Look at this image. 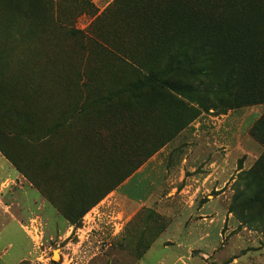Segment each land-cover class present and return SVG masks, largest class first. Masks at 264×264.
Instances as JSON below:
<instances>
[{"label":"rangeland","instance_id":"rangeland-1","mask_svg":"<svg viewBox=\"0 0 264 264\" xmlns=\"http://www.w3.org/2000/svg\"><path fill=\"white\" fill-rule=\"evenodd\" d=\"M227 1L0 0V264H264L228 212L264 153V0ZM188 39L232 109L146 82Z\"/></svg>","mask_w":264,"mask_h":264},{"label":"trees","instance_id":"trees-1","mask_svg":"<svg viewBox=\"0 0 264 264\" xmlns=\"http://www.w3.org/2000/svg\"><path fill=\"white\" fill-rule=\"evenodd\" d=\"M141 1L142 3L148 2V0ZM233 1L229 0L227 2L228 4H233ZM135 3L137 4V2ZM138 3L140 4V2ZM213 14L217 18L218 15H221V13ZM175 16L176 12L171 13L168 11L164 14V17ZM215 21L210 29L208 28V24L204 25L206 27L205 29L208 30L209 38L214 33L222 37L224 35L227 38L232 35V32L228 34L229 30L219 27ZM227 41V39H223L216 42H222L223 45ZM154 60L161 63L163 67L161 71L166 70L167 74H161V71L154 73L149 70V75L145 78L147 83H159V79H163L164 75L180 72L187 76L186 79L188 82L174 81L171 79L167 81L163 80V84L168 90L183 99L196 103L205 110L212 109L213 106L209 104L211 101L227 105L228 108L224 109H232L229 108L231 106L229 104L234 102L235 99L231 87L234 81L230 77L222 79L211 71L208 66L210 59L204 53L203 46L196 45L191 39H188L184 42H178L172 48L171 53L163 51L156 55ZM261 103L259 102L258 104ZM258 104L252 103L251 105ZM259 124L264 127V114L259 120ZM5 131L8 132L9 129L6 127ZM263 133V129L255 128L253 130V136L259 139L262 145H264ZM0 135H2L1 132ZM0 152L10 163L14 164L13 160L3 149L0 148ZM233 190L234 194L231 198L228 212L236 217L240 226L253 229L254 231H264V153L258 158L251 169L241 172L238 175L233 185Z\"/></svg>","mask_w":264,"mask_h":264},{"label":"crops","instance_id":"crops-1","mask_svg":"<svg viewBox=\"0 0 264 264\" xmlns=\"http://www.w3.org/2000/svg\"><path fill=\"white\" fill-rule=\"evenodd\" d=\"M198 237L200 238V240H204L206 242V240H207V231L204 230V233L203 234H198ZM190 242H191V240H189L188 243H186V245L184 244L185 242H183V244H181L179 246L180 247L182 246V247L190 248L192 246Z\"/></svg>","mask_w":264,"mask_h":264},{"label":"bare ground","instance_id":"bare-ground-1","mask_svg":"<svg viewBox=\"0 0 264 264\" xmlns=\"http://www.w3.org/2000/svg\"><path fill=\"white\" fill-rule=\"evenodd\" d=\"M57 258H58L57 255H55V256H54V260H57Z\"/></svg>","mask_w":264,"mask_h":264}]
</instances>
